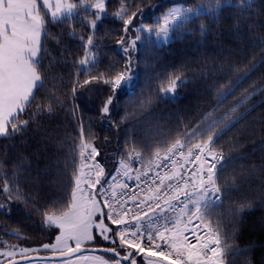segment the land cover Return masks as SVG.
I'll use <instances>...</instances> for the list:
<instances>
[{
    "label": "snow or ice",
    "instance_id": "obj_1",
    "mask_svg": "<svg viewBox=\"0 0 264 264\" xmlns=\"http://www.w3.org/2000/svg\"><path fill=\"white\" fill-rule=\"evenodd\" d=\"M142 5L143 0L135 5L119 0V8L112 15L122 21L123 35L116 42L127 59L122 68L110 66L107 72L93 75L99 63L96 29L107 15L105 0H56L54 7L51 0H0V138L23 136L32 125L39 129L41 121L51 118L57 109L68 110L65 97L59 94L57 86V82L62 86V78L54 73L58 65L68 62L67 56L71 54L66 55L64 47L57 55L45 45V39L52 35L47 31L49 16L53 24L66 23L75 19L79 8L85 13L90 29L86 40L79 37L84 55L72 61L75 78L71 84V116L77 121L78 135L71 137L73 143L63 158V171L72 167L70 199L62 208L53 205L41 212L35 204L39 198L38 189L45 180L59 184L63 179L59 167L61 159L49 157L51 163L43 168L37 167L33 174L31 161L24 157L13 165L10 173L4 171L5 165L0 162V197H3L0 199V213L10 215L12 202H16L39 214L45 227L59 229L56 242L45 243L42 247L66 257L62 264H74L73 257L90 264H138L136 254L140 253L145 257H159L167 264H223L225 249L231 245L225 242L220 216L224 214L225 201L244 178L245 169L237 171L234 167L244 159L232 155L240 146L233 143L225 151L218 141L246 120L257 106L264 104V37L254 45V53L255 48L260 49L259 53L246 63L231 66V75L218 82L213 91L214 102L200 114L196 123L184 124L183 128H177L175 135L169 130L158 131L153 136L157 142L150 150L147 165L134 167L133 161L143 165V150L134 139L127 141L116 175L109 181L104 180L107 173L96 159L100 155L95 145L96 137L86 131L75 97L79 90L87 89L93 83L108 85L111 94L99 109L103 122L110 116V106L118 99V91L136 87L130 49L136 50L142 31L154 32L158 40L167 41L170 33L189 22L195 23L202 15H215L223 8L238 11L241 15L246 13L251 18L258 6L253 0H210L207 5L173 6L162 13L155 24L142 23L139 28L131 27L134 18L142 12ZM133 7L135 10L129 14ZM89 9L95 10L90 18ZM259 14H264V0L259 6ZM69 27L73 30L68 35L76 38L74 26L69 24ZM199 29L204 35L207 26L202 22ZM130 31L136 33L134 39L128 36ZM52 38L60 43L59 37L52 35ZM46 56L50 59L44 67ZM50 72L53 74L48 75ZM81 75L87 77L82 82ZM188 83L183 69L168 73L160 82L158 94L145 96L142 92L138 99L126 106V116L120 124L149 110L158 100L175 98L177 90ZM257 96L261 100L252 104ZM25 112H28L27 119L23 116ZM112 124L119 127L115 122ZM45 139L62 149L69 137L58 143L51 134ZM53 163L56 165L54 174ZM229 169L232 171L228 172ZM149 173H152L150 182L145 181L142 188L141 177H147ZM132 179L137 181L139 192L126 182ZM26 187L37 191H26ZM117 188L127 191L118 193ZM240 207L242 209L243 205ZM104 209H108L107 213ZM228 214L237 215L231 211ZM194 221L199 223L194 224ZM16 235L22 238L18 229ZM97 237L113 245L101 249L111 253V258L76 255L85 246L94 244ZM117 240L119 248L115 247ZM11 247L15 249L17 246ZM29 251L28 248L20 249L24 255ZM13 255L12 251L0 252V256ZM146 264L159 262L147 260Z\"/></svg>",
    "mask_w": 264,
    "mask_h": 264
},
{
    "label": "trees",
    "instance_id": "obj_2",
    "mask_svg": "<svg viewBox=\"0 0 264 264\" xmlns=\"http://www.w3.org/2000/svg\"><path fill=\"white\" fill-rule=\"evenodd\" d=\"M127 2L135 5L141 0ZM176 2L191 7L202 3L207 5L210 0H143L142 12L134 18L131 27L139 28L142 23L155 24L162 13ZM253 2L258 7L253 10L251 18L246 13L241 15L238 11L222 8L215 15H202L195 23L189 22L170 33L168 40L163 44H158L150 38L149 35L154 32L142 31L141 39L136 42V50L130 49L136 87L134 90L118 91V99L110 106V116L105 117L103 122L99 116V109L111 94V88L100 82L77 92L75 105L79 108L86 131L96 137L95 145L100 151L96 159L107 173L104 180L117 168L119 159L125 154L127 141L135 140L143 150V162L148 163L150 150L157 142L153 136L158 131L171 130L175 135L177 128H183L184 124L196 123L200 114L209 109L214 102L215 86L231 75V66L246 63L254 54L260 52L259 48H255V53L253 49L259 39L264 37V14H259L262 0ZM105 3L107 15L96 29L95 42L98 44L99 63L93 75L107 72L110 66L114 69L122 68L127 59L123 49L116 42L118 37L123 35L122 21L112 15L119 8V0H106ZM134 10L133 7L129 14ZM92 13L93 11L88 10L89 18ZM50 21L49 19L47 31L59 37L60 43L57 44L50 35L45 39V45L57 55L64 47L66 55L71 54L67 56L68 62L58 65L54 73L62 78V86L60 82H57V86L59 94L65 97L68 110L57 109L51 118L41 121L39 129L32 125L23 136L0 138V162L4 163V171L7 173H10L13 165L24 157L31 161L33 174L37 167L43 168L45 164L51 163L49 157L52 160L60 158L59 167L63 171L64 155L73 143L71 137L78 135L77 121H73L71 116L73 105L71 84L75 78L72 61L84 55L79 37L83 36L86 40L90 29L85 20V13L79 8L75 19L69 22L53 24ZM202 22L207 26L204 35H201L199 29ZM69 24L74 26L76 38L68 35L73 30ZM128 36L134 39L136 33L130 31ZM49 59L50 57H45L44 67H47ZM180 69L185 71L189 83L177 90L175 98L165 97L158 100L149 110L138 113L126 123L120 124L121 119L126 116V106L131 101L138 99L142 92L145 96L149 93L158 94L160 82L167 74ZM85 78L87 77L81 75V82ZM48 87H51V84ZM45 91L46 89L42 90L40 95L43 96ZM259 100L261 97L257 96L251 103L256 104ZM23 116L27 119L28 112ZM112 122L119 124V127H113ZM49 134L57 143L65 137L69 139L62 149H57L45 139ZM233 143L240 147L232 155L244 157L234 167L237 171L245 169V173L237 188L225 201L224 214L220 216L225 242L231 245L225 249L223 264H264V104L257 106L246 120L241 121L218 141V145H223L225 151ZM55 170L56 165L53 163V174ZM231 171L232 169L228 170ZM25 190L37 191L35 188L27 187ZM71 190L70 166L63 171V179L59 184L45 180L38 189L39 198L35 204L41 212L53 205L62 208L68 203ZM11 207L10 215L0 213V247L11 245L15 241L41 243L46 235L42 217L34 210L25 208L23 204L12 202ZM230 211L236 212L237 215L235 217L229 215ZM17 229L22 238L12 235Z\"/></svg>",
    "mask_w": 264,
    "mask_h": 264
},
{
    "label": "rangeland",
    "instance_id": "obj_3",
    "mask_svg": "<svg viewBox=\"0 0 264 264\" xmlns=\"http://www.w3.org/2000/svg\"><path fill=\"white\" fill-rule=\"evenodd\" d=\"M55 2H56V0H51L53 7L55 6ZM72 2H75V1H72ZM105 2H106V0H105ZM173 6H184V4H182L180 2H176L170 7H173ZM77 10H76V12H77ZM89 10H91L93 12L95 11L94 9H89ZM44 11H46V10H44ZM49 19L51 20L50 16H49ZM144 33H146V32H144ZM149 36H150V38H153L154 41L158 44H163L165 42L162 39L158 40L155 33H153L152 35L150 34ZM104 212L107 213L105 210H104ZM94 219L98 220L99 217H95ZM43 227H45L44 224H43ZM45 228H46V235L44 237V240L39 244H29L28 242H24V241H15V242H12L11 245H7V247H5V246L0 247V252H3V251L14 252L13 256H0V264H4L5 262H8V261H11L14 259H18V258H22V257H26V256H30V255H34V254H45V253L48 254V252H49L48 250H52V249L45 250V249H43L42 246L45 243H48V244L55 243L56 242L55 238L57 235H59V229H57L55 227H51V228L45 227ZM13 245H16L17 247L15 249H13L11 247ZM103 246H111V244L108 242H105L102 238L97 237V240L95 241L94 244L87 245L85 247L97 249V248H103ZM21 248H28V249H30V251L26 255H24V254H21V252H20ZM80 255H83L85 257L103 256L105 258H111V255L103 254L100 252H82V253L77 254V256H80ZM64 260H57V261H53V262H31L28 264H46V263L62 264V261H64ZM73 261H74V264H90V262L87 260H83V261L77 260L75 257H73ZM137 261H138V264H146L147 260L141 259V260H137Z\"/></svg>",
    "mask_w": 264,
    "mask_h": 264
},
{
    "label": "water",
    "instance_id": "obj_4",
    "mask_svg": "<svg viewBox=\"0 0 264 264\" xmlns=\"http://www.w3.org/2000/svg\"><path fill=\"white\" fill-rule=\"evenodd\" d=\"M133 77H134V81H136V76L133 75ZM12 235L17 236L16 233H12ZM101 249H103V248H97L96 249V248L84 247L82 249V252H100V253L112 256L111 253L103 252V251H101ZM77 254H79V253H77ZM64 259H66V257H62L59 253L34 254V255H30V256L14 259V260L5 262L4 264H28V263H31V262H53V261L64 260ZM143 259L151 260V261H158L159 263L167 264L166 261H160L159 257H145L143 255Z\"/></svg>",
    "mask_w": 264,
    "mask_h": 264
},
{
    "label": "built area",
    "instance_id": "obj_5",
    "mask_svg": "<svg viewBox=\"0 0 264 264\" xmlns=\"http://www.w3.org/2000/svg\"><path fill=\"white\" fill-rule=\"evenodd\" d=\"M133 164H134V167H135V168H141L142 166L147 165V164H144V163H143V165H142L141 163L136 162V161H133ZM113 175H116V169H115V171H114V172L108 177V179L105 180V181H109V180H111V177H112ZM131 175L134 177V176H135V172H133ZM151 176H152V173H149L147 177H145V176H142V177H141V187H142V188L145 187V183H144L145 181L150 182V181H149V177H151ZM121 180H123L122 177H121ZM126 182L131 186V188H132L134 191H137V192L140 191L139 189L136 188L137 181H136L135 179L128 180V181H126ZM104 186H105V188H107V189L109 190V193H111V188L109 187V185H108L107 183H105ZM99 187H100V186L97 185V188H99ZM116 191H117L118 193H121L122 191H127V190H121V189L117 188ZM129 194H130V193H129ZM101 203H103V201H101ZM105 210H106V212L108 211V209H105ZM193 223H194V224H198L199 221H194ZM144 243H147V241L145 240ZM142 254H143V253L136 254V258L140 257Z\"/></svg>",
    "mask_w": 264,
    "mask_h": 264
},
{
    "label": "crops",
    "instance_id": "obj_6",
    "mask_svg": "<svg viewBox=\"0 0 264 264\" xmlns=\"http://www.w3.org/2000/svg\"><path fill=\"white\" fill-rule=\"evenodd\" d=\"M111 246H113V245L111 244ZM103 247L106 248L108 246H103ZM115 247L119 248V241L118 240H117V244L115 245ZM48 251H49L48 254H51V253H59V252H54L53 250H48ZM46 264H54V263H46Z\"/></svg>",
    "mask_w": 264,
    "mask_h": 264
},
{
    "label": "flooded vegetation",
    "instance_id": "obj_7",
    "mask_svg": "<svg viewBox=\"0 0 264 264\" xmlns=\"http://www.w3.org/2000/svg\"><path fill=\"white\" fill-rule=\"evenodd\" d=\"M122 251H123V250H122ZM128 251H131V250L129 249ZM160 264H162V263H160Z\"/></svg>",
    "mask_w": 264,
    "mask_h": 264
},
{
    "label": "bare ground",
    "instance_id": "obj_8",
    "mask_svg": "<svg viewBox=\"0 0 264 264\" xmlns=\"http://www.w3.org/2000/svg\"><path fill=\"white\" fill-rule=\"evenodd\" d=\"M107 179H108V177H107ZM107 179H106V180H107ZM104 210H105V209H104ZM105 211H106V210H105Z\"/></svg>",
    "mask_w": 264,
    "mask_h": 264
}]
</instances>
